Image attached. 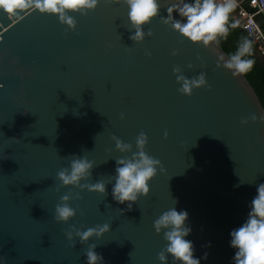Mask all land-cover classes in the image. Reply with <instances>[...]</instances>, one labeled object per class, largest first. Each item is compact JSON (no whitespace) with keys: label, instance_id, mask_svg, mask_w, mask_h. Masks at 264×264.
Segmentation results:
<instances>
[{"label":"water","instance_id":"water-1","mask_svg":"<svg viewBox=\"0 0 264 264\" xmlns=\"http://www.w3.org/2000/svg\"><path fill=\"white\" fill-rule=\"evenodd\" d=\"M170 2L162 0L165 7ZM69 14L74 29L32 7L0 11L3 264H86L90 244L102 264H159L165 241L153 220L172 206L188 213L186 239L200 264H233L229 232L264 182V105L254 86L219 66L218 54H229L218 38L199 46L157 16L143 26L151 35L133 42L119 0H99L85 16ZM159 15H166L163 6ZM174 66L189 79L204 72L208 86L179 93ZM141 131L144 151L160 166L147 194L117 203L109 177L115 159L131 152L115 150L111 138L135 151ZM73 154L93 162L81 183L105 181L104 194L60 186L56 172ZM69 191L79 194L69 201L76 213L57 222L55 205ZM103 224L109 230L87 242L66 236Z\"/></svg>","mask_w":264,"mask_h":264},{"label":"clouds","instance_id":"clouds-1","mask_svg":"<svg viewBox=\"0 0 264 264\" xmlns=\"http://www.w3.org/2000/svg\"><path fill=\"white\" fill-rule=\"evenodd\" d=\"M112 3L114 0H105ZM127 8V19L131 26L129 39L133 42H141L145 36H150L151 31L145 32L144 25L159 16L162 24L169 26L178 32L189 42L208 48L217 42L218 36L226 35L228 28L229 13L236 7L235 0H171L165 7L162 0H119ZM99 0H0V11L7 14H15L17 9L32 7L42 14H53L59 22L66 25L68 29H74L76 20L69 13H79L85 16L89 11L94 10ZM164 7L166 15H159L161 7ZM175 13V15H174ZM238 21L230 25L235 27ZM173 55H176L174 50ZM252 45L248 39H242L235 52L225 56L218 54V64L231 75H243L253 66L251 58ZM198 59V57H197ZM192 67L191 64L188 65ZM173 74L179 85L177 91L183 95L190 96L197 88L207 87L205 73L200 72L194 78L185 77L180 67L174 66ZM123 118V114H121ZM256 121V115L250 117ZM259 119L264 121V114ZM246 124V119H241ZM115 150L124 154L131 152V156L123 155L115 159L114 174L109 177L111 184V197L117 203L135 202L139 196L149 192L148 182L156 175L160 162L148 155L145 151L147 142L146 134L141 131L135 137V151L132 145L122 142L118 137L112 136ZM68 166L56 172V179L60 186L78 187L105 193V181L95 183H81L91 177L93 162L85 156H70ZM162 170V169H161ZM78 193L62 195L55 205L54 219L57 222L67 223L74 217L76 209L70 206L69 201L78 199ZM131 203L127 204L130 209ZM188 213L174 206L169 207L153 220V228L157 234H162L165 244L156 259L159 264H200V258L193 255V242L186 237L191 232L187 222ZM109 230L108 224L88 227L81 231L73 228L66 233L69 240H72L73 232L81 243L89 241L93 236L100 237ZM229 246L233 248V264H264V182L256 186V194L252 197L246 218L236 228L229 232ZM210 246V242H209ZM95 244H90L84 252L86 264H102V257L95 251ZM207 253L204 254L206 258ZM0 264H3L0 258Z\"/></svg>","mask_w":264,"mask_h":264},{"label":"trees","instance_id":"trees-1","mask_svg":"<svg viewBox=\"0 0 264 264\" xmlns=\"http://www.w3.org/2000/svg\"><path fill=\"white\" fill-rule=\"evenodd\" d=\"M236 8H234L228 15V21L226 22V27L228 31L226 35L218 36V41L223 49L231 54L235 52L238 44L242 39H248L251 41L252 45V55L251 58L254 60L252 68L244 75L248 78L251 84L254 86L257 94L259 95L263 105H264V63L258 53L256 45L249 38L247 32L241 27L240 21L236 14ZM233 21H238L235 27H231Z\"/></svg>","mask_w":264,"mask_h":264},{"label":"built area","instance_id":"built-area-1","mask_svg":"<svg viewBox=\"0 0 264 264\" xmlns=\"http://www.w3.org/2000/svg\"><path fill=\"white\" fill-rule=\"evenodd\" d=\"M236 14L241 27L256 45L264 63V25L260 15L264 14V0H235Z\"/></svg>","mask_w":264,"mask_h":264},{"label":"crops","instance_id":"crops-1","mask_svg":"<svg viewBox=\"0 0 264 264\" xmlns=\"http://www.w3.org/2000/svg\"><path fill=\"white\" fill-rule=\"evenodd\" d=\"M260 20H261V22H262L263 25H264V14H263V15H260Z\"/></svg>","mask_w":264,"mask_h":264}]
</instances>
